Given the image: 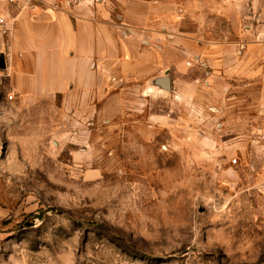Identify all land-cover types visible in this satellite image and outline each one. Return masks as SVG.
<instances>
[{
    "label": "rangeland",
    "instance_id": "374dc122",
    "mask_svg": "<svg viewBox=\"0 0 264 264\" xmlns=\"http://www.w3.org/2000/svg\"><path fill=\"white\" fill-rule=\"evenodd\" d=\"M254 1L189 5L216 32L229 27L204 4L236 8L241 24ZM6 71L0 264H264V75L187 99L111 80L87 106L68 91L31 104Z\"/></svg>",
    "mask_w": 264,
    "mask_h": 264
},
{
    "label": "crops",
    "instance_id": "0c3cea01",
    "mask_svg": "<svg viewBox=\"0 0 264 264\" xmlns=\"http://www.w3.org/2000/svg\"><path fill=\"white\" fill-rule=\"evenodd\" d=\"M23 1L8 0L10 32L3 49L13 90L31 104L68 91L77 105L82 95L92 106L112 81L154 88V79L165 72L185 99L197 89L221 93L227 79L247 82L264 75V0L254 1L241 24L236 8L204 4L229 27L221 30L216 23V32L207 31L206 14L191 12L189 0ZM189 22L204 29H191ZM195 69L200 74L191 78Z\"/></svg>",
    "mask_w": 264,
    "mask_h": 264
},
{
    "label": "water",
    "instance_id": "95a60500",
    "mask_svg": "<svg viewBox=\"0 0 264 264\" xmlns=\"http://www.w3.org/2000/svg\"><path fill=\"white\" fill-rule=\"evenodd\" d=\"M6 67V61H5V56L4 54L1 53L0 55V69H3ZM154 84L159 85L163 89H169L170 88V79L167 73L163 76H159L154 79Z\"/></svg>",
    "mask_w": 264,
    "mask_h": 264
},
{
    "label": "built area",
    "instance_id": "2783aa9c",
    "mask_svg": "<svg viewBox=\"0 0 264 264\" xmlns=\"http://www.w3.org/2000/svg\"><path fill=\"white\" fill-rule=\"evenodd\" d=\"M10 1H11V2H19V1H21V0H10ZM4 20H5V19H4L3 17H0V25L3 27V29H2L3 32L6 31L5 21H4ZM231 162H232V163H235L236 160L233 159Z\"/></svg>",
    "mask_w": 264,
    "mask_h": 264
}]
</instances>
